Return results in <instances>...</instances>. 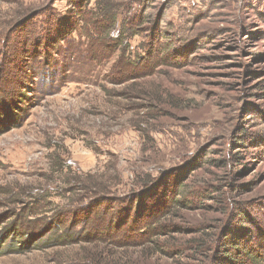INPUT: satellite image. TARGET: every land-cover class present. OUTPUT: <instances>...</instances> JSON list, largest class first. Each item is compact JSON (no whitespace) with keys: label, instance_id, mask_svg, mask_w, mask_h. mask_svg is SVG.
<instances>
[{"label":"rangeland","instance_id":"1","mask_svg":"<svg viewBox=\"0 0 264 264\" xmlns=\"http://www.w3.org/2000/svg\"><path fill=\"white\" fill-rule=\"evenodd\" d=\"M0 110V264H193L230 231L264 235V0H0ZM149 191L158 241L46 229L129 195L141 217Z\"/></svg>","mask_w":264,"mask_h":264},{"label":"trees","instance_id":"2","mask_svg":"<svg viewBox=\"0 0 264 264\" xmlns=\"http://www.w3.org/2000/svg\"><path fill=\"white\" fill-rule=\"evenodd\" d=\"M28 27L29 25L27 28ZM121 30L122 29H112L111 31L117 32L116 40L119 42V44H122L123 42L121 38ZM125 38L128 39L129 37L126 36ZM149 45L150 46H148V49H145L147 55H153L159 52L157 47L158 43ZM119 46L121 52L125 53L127 51V45ZM9 106H13V101L10 102ZM8 111L11 112L9 109ZM5 127L6 124L4 123L2 128H0V133ZM155 195L156 193L152 191L147 193L149 202L143 207L146 208V206L149 205V208L148 210L144 209L142 212L143 216L141 217L135 213L131 218L129 211L132 209L135 199L130 201L132 196L129 195L126 200H117V204L115 205L116 210L111 212L108 216H105L106 212L108 210H113L115 207L104 206L103 199H98L97 201L92 200L94 203L92 209H88L87 206L79 207L76 215L79 214L81 219L80 221L77 220V223H82L78 226V229H74L77 223L73 222L70 227L64 230L63 221H60L61 214H59V212H56L55 214V217H58L56 222L55 219H53V222H48V227H46V229L49 231L54 228L56 231H60L59 234L53 237L55 239L54 241L56 242V245H64L68 243H104L105 245L112 244L117 248H121L140 246L146 243L154 242V240L158 241L157 237L160 234L159 230H156L157 232L154 231L153 233L145 232L151 225L152 220L157 221L161 217L159 213L160 205L162 204L161 201H163L165 194L162 192L161 196L157 200L155 199ZM161 198L163 199L161 200ZM181 202L182 201L180 200H173V203L183 204ZM121 220H123L122 223ZM9 232L10 230L7 233H4L2 236L0 235L1 243L6 240ZM68 232L75 234V236H70ZM145 235H148L147 239L145 238ZM137 237L144 238L142 240L145 243L140 242ZM197 245L200 244L197 243ZM158 246V250L162 251L163 253L167 254L170 250L172 254H175L173 253L174 248L177 250L176 248L180 247L181 245L172 244L170 249L169 245L162 244L161 247V244H158ZM192 258V260H194L193 264H264V235H262L259 230H257L254 237H252L249 232L240 235L239 232L233 233L230 231L225 235L216 237L213 242L207 246L206 252H201V255ZM101 260V257L97 259L94 256H85L84 264H101ZM136 261L137 260H132L128 263L111 262L110 264H135Z\"/></svg>","mask_w":264,"mask_h":264}]
</instances>
